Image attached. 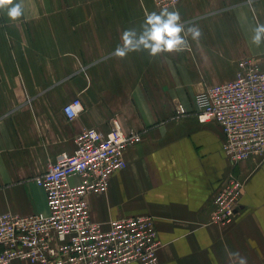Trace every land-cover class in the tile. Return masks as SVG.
<instances>
[{"label":"crops","instance_id":"0c3cea01","mask_svg":"<svg viewBox=\"0 0 264 264\" xmlns=\"http://www.w3.org/2000/svg\"><path fill=\"white\" fill-rule=\"evenodd\" d=\"M22 4L15 21L0 9V214L46 213V193L34 178L59 154L73 153L84 129L107 135L118 121L142 141L126 150V167L108 193L90 196L95 221L107 227L153 216L163 243L159 264H264V163L233 169L222 128L201 123L195 102L205 89L236 80L243 59L264 71V43H252L264 0H181L166 9L198 26L201 38L188 37L181 53L123 59L110 54L125 30H139L148 13L162 10L154 0ZM76 98L84 110L70 121L63 109ZM231 172L246 179V192L236 221L218 227L213 199Z\"/></svg>","mask_w":264,"mask_h":264},{"label":"built area","instance_id":"2783aa9c","mask_svg":"<svg viewBox=\"0 0 264 264\" xmlns=\"http://www.w3.org/2000/svg\"><path fill=\"white\" fill-rule=\"evenodd\" d=\"M180 1L154 0L160 9ZM239 68L236 80L205 89L195 102L201 123L222 128L232 168L254 161L256 170L264 163V71L254 58L243 59ZM83 110L76 98L63 112L72 121ZM141 141L138 133H124L118 121L107 135L84 129L73 153L59 154L34 178L46 193L48 211L0 214V264H159L163 243L153 216L120 218L106 227L92 218L89 202L92 195L108 193L112 176L126 167V150ZM75 177L79 183L72 182ZM245 192L246 179L231 172L213 199L211 223H234Z\"/></svg>","mask_w":264,"mask_h":264},{"label":"clouds","instance_id":"9594fccd","mask_svg":"<svg viewBox=\"0 0 264 264\" xmlns=\"http://www.w3.org/2000/svg\"><path fill=\"white\" fill-rule=\"evenodd\" d=\"M13 5L11 7H6ZM8 17L15 21L23 14L21 2L13 4V0H0V9H5ZM252 43L259 46L264 43V23H257L253 30ZM201 29L181 20L177 10L162 9L160 12L148 13L140 25V29L130 28L122 33V44L110 54L111 57L125 58L132 52L146 51L149 56L156 57L163 53H181L189 46L188 37L199 40ZM240 264H246L245 259Z\"/></svg>","mask_w":264,"mask_h":264}]
</instances>
